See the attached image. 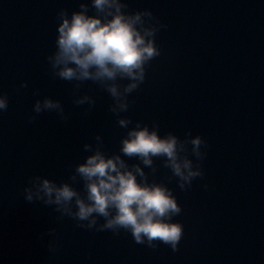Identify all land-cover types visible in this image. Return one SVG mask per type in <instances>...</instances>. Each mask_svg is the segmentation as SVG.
<instances>
[{
	"label": "water",
	"instance_id": "95a60500",
	"mask_svg": "<svg viewBox=\"0 0 264 264\" xmlns=\"http://www.w3.org/2000/svg\"><path fill=\"white\" fill-rule=\"evenodd\" d=\"M81 2L90 4L0 0V93L8 94L0 112V264H264V0H126L127 10L148 8L165 27L156 33L160 55L145 66V80L121 115L155 124L161 134H200L209 145L204 176L183 190L163 158L153 157L149 167L122 156L149 182L173 189L182 209L173 219L183 225L175 251L136 243L124 230L79 227L70 217L58 219L54 205L24 200L29 177L68 180L91 154L85 143L95 147L100 134L111 155L127 131L102 88L86 81L74 89L49 68L56 13L70 14ZM34 90L59 99L68 120L42 112L29 122ZM84 93L95 99L87 112V102L73 103ZM74 186L83 193L78 177Z\"/></svg>",
	"mask_w": 264,
	"mask_h": 264
},
{
	"label": "clouds",
	"instance_id": "9594fccd",
	"mask_svg": "<svg viewBox=\"0 0 264 264\" xmlns=\"http://www.w3.org/2000/svg\"><path fill=\"white\" fill-rule=\"evenodd\" d=\"M89 8L93 9L91 14ZM128 8L126 0L81 2L79 10L70 14L61 8L56 13L55 50L46 57L52 75L74 82V89L91 81L109 95L110 112L118 126L127 129L119 139L118 153L107 155L101 147V135L96 134L97 145H83L91 154L75 165L68 180L57 182L37 174L29 177L22 195L29 203L36 200L54 205L58 219L70 217L79 227L113 233L124 230L136 243L151 248L162 243L175 251L183 225L173 219L182 210L173 189L164 182H149L139 164L129 166L122 156L136 158L149 167L153 157L163 158L171 172L169 179L175 177L183 190L204 176L202 162L209 145L200 134L188 132L184 138L172 131L161 134L155 124L150 127L121 115L130 107L129 94L145 80V66L160 55L156 33L165 27L150 9ZM122 80L127 82L121 84ZM26 86V81L21 82L20 87ZM33 95L37 98L27 117L29 122L42 112H54L61 121L68 120L70 113L59 99L40 97L39 90ZM86 102L85 112L91 110L95 99L87 93L74 96L75 105ZM7 107L8 94L0 93V112ZM77 177L83 182V193L74 186ZM54 232V228L48 229L50 235ZM55 247V240H49V250Z\"/></svg>",
	"mask_w": 264,
	"mask_h": 264
}]
</instances>
